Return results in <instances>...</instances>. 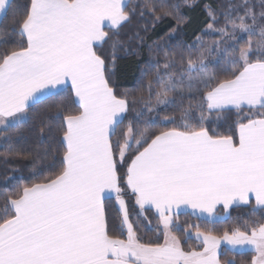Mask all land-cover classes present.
<instances>
[{
	"label": "snow or ice",
	"instance_id": "obj_1",
	"mask_svg": "<svg viewBox=\"0 0 264 264\" xmlns=\"http://www.w3.org/2000/svg\"><path fill=\"white\" fill-rule=\"evenodd\" d=\"M193 7L144 0L140 17L173 20L171 36ZM206 13L192 43L148 45L135 93L115 80L117 51L134 54L119 39L129 0H27L0 27V147L32 165L0 207V264H237L225 253L249 252L240 264H264V0ZM29 120L52 152L17 147ZM193 235L200 243L185 247Z\"/></svg>",
	"mask_w": 264,
	"mask_h": 264
},
{
	"label": "trees",
	"instance_id": "obj_2",
	"mask_svg": "<svg viewBox=\"0 0 264 264\" xmlns=\"http://www.w3.org/2000/svg\"><path fill=\"white\" fill-rule=\"evenodd\" d=\"M144 0H129V6L135 8V14L132 16L131 22L126 24L120 30L119 39L124 43V46L130 48L134 54H126L125 51L119 49L117 51V59L115 61V80L121 89H127L133 93L140 87L141 70L146 69L153 60V53L149 49L148 45H151L153 41H160L161 38L164 42L170 46H176L177 44H189L192 43L197 35L201 33V30L206 27L207 13L206 7L211 6L216 8L218 11L221 10L222 6L231 3H240L241 0H194L195 7L193 8H182L184 15L190 19V22L181 27L173 33L171 36L167 35L170 30L175 26V22L171 19H164L155 25L152 22V16L145 12L143 18L140 17V5L143 4ZM157 4H172L180 3L183 4L184 0H154ZM193 2V0H189ZM27 3V0H10L9 8L6 15L3 14L0 20V27L11 22L13 13L15 10H23V6ZM260 10L257 8V12ZM137 33L139 35H137ZM3 36V32H0V37ZM140 37H143V43L140 42ZM215 37L207 36L205 39L212 40ZM106 53L108 54L109 60H111V49L105 46ZM211 59V58H210ZM162 62V60H161ZM154 67V64H153ZM215 65L209 64V68H213ZM63 95V94H62ZM47 103V101L45 102ZM138 107V106H137ZM43 108V105H36L34 111H39ZM172 109L159 108V117L164 115H171ZM230 120L235 119V115L229 117ZM163 126V125H161ZM209 127H216L215 124H209ZM227 127V124L220 122L219 130L223 131ZM4 129L0 130L3 132ZM10 133L15 132V129H9ZM23 138L18 142L17 147L22 148L29 152L40 151L43 153L44 149H48L49 152L56 147L51 144L47 137L41 142L39 137V125L35 124L32 120H29L28 124L23 126L22 129ZM3 141L0 139V144ZM4 148L0 147V207L3 206L4 197L7 193L13 191L16 186L22 182H30L32 176L30 175L29 169L31 164L22 160L9 159L7 162L3 158ZM39 166V165H37ZM8 178V179H6ZM114 201L108 202V214L110 221L116 216V209L113 206ZM131 207V201H130ZM219 212H223V209H218ZM250 211V206L245 207H233L231 209V215L228 220L218 223L215 228L218 232H222L225 227H230L232 222L243 213ZM151 219V225L148 221H143L139 224V234L147 240L149 237L155 235L156 220L152 217L151 213H147ZM181 220H188L192 224L203 223L197 220L195 217H189L184 214L181 215ZM194 233V229H193ZM162 239V237H161ZM194 237L184 241V246L188 247V243L194 242ZM227 256H236L237 264H240L241 260H250L252 253L249 252L247 255L242 256L235 253H225ZM224 259V256L221 257Z\"/></svg>",
	"mask_w": 264,
	"mask_h": 264
},
{
	"label": "rangeland",
	"instance_id": "obj_3",
	"mask_svg": "<svg viewBox=\"0 0 264 264\" xmlns=\"http://www.w3.org/2000/svg\"><path fill=\"white\" fill-rule=\"evenodd\" d=\"M260 10H258V12H259ZM162 107V106H161ZM133 218L135 219V215L133 216ZM193 237L195 238V236L193 235ZM200 242L199 241H197L196 239H194V242H192V243H188V246H196V245H198Z\"/></svg>",
	"mask_w": 264,
	"mask_h": 264
},
{
	"label": "crops",
	"instance_id": "obj_4",
	"mask_svg": "<svg viewBox=\"0 0 264 264\" xmlns=\"http://www.w3.org/2000/svg\"><path fill=\"white\" fill-rule=\"evenodd\" d=\"M10 1V0H9ZM3 12H0V20H1V18H2V16H3ZM3 129V127L2 126H0V130H2ZM220 208H222V207H219L218 209H220Z\"/></svg>",
	"mask_w": 264,
	"mask_h": 264
}]
</instances>
